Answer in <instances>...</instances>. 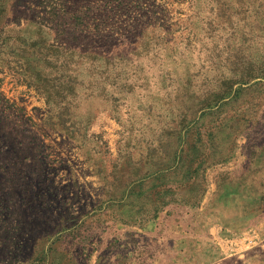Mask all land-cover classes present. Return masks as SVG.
<instances>
[{
    "label": "rangeland",
    "instance_id": "obj_1",
    "mask_svg": "<svg viewBox=\"0 0 264 264\" xmlns=\"http://www.w3.org/2000/svg\"><path fill=\"white\" fill-rule=\"evenodd\" d=\"M263 138L264 0H0V264H137L103 201Z\"/></svg>",
    "mask_w": 264,
    "mask_h": 264
},
{
    "label": "crops",
    "instance_id": "obj_2",
    "mask_svg": "<svg viewBox=\"0 0 264 264\" xmlns=\"http://www.w3.org/2000/svg\"><path fill=\"white\" fill-rule=\"evenodd\" d=\"M250 129L242 127V133ZM262 148L264 138L245 150V157L236 149L221 161L200 164L191 158L189 167L181 159L173 188L164 180L157 192L126 191L113 201L104 200L97 213L113 219V239L104 232L103 241L85 248L83 255L120 261L125 246L126 256L137 264H242L258 254L264 262ZM171 169L179 170V163ZM150 170L145 182L155 175Z\"/></svg>",
    "mask_w": 264,
    "mask_h": 264
}]
</instances>
